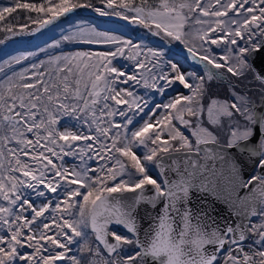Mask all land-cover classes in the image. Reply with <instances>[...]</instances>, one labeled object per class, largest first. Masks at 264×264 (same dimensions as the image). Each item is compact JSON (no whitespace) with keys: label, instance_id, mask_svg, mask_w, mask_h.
<instances>
[{"label":"snow or ice","instance_id":"snow-or-ice-1","mask_svg":"<svg viewBox=\"0 0 264 264\" xmlns=\"http://www.w3.org/2000/svg\"><path fill=\"white\" fill-rule=\"evenodd\" d=\"M79 9L204 71L84 22L0 64V264H264V0H7L0 45Z\"/></svg>","mask_w":264,"mask_h":264},{"label":"rangeland","instance_id":"rangeland-1","mask_svg":"<svg viewBox=\"0 0 264 264\" xmlns=\"http://www.w3.org/2000/svg\"><path fill=\"white\" fill-rule=\"evenodd\" d=\"M71 19H74V18L71 17ZM79 22L92 23L94 25H97L96 23L91 22V21L85 22V21L76 20V19H74V22L70 23L69 25L66 23L61 24L60 22H57V24L51 25L47 29H45L43 33H41V34L39 33L40 35H36V39H37L36 41L42 44L41 45L42 48H47L48 44L54 43L56 40L60 39L63 33H65L69 28L73 27L75 23H79ZM106 26L107 27L99 25L98 27L100 30H112L117 34L123 33V31L121 29H119L118 26L114 25L113 23H106ZM125 37L131 38L134 42H137V43H144L140 37H138V38H135L134 36H125ZM158 44H160V43L158 42ZM150 47L160 49L162 51L165 50V47L163 45H153ZM82 48H84V47L81 46V47H79V49H72L71 45H66V46H64L63 49H49V51L55 52V54H59L62 51L68 52V51H74V50H81ZM24 53H29V51L27 50L26 52H20L19 50H16V51L11 52L10 56L13 57V56H17V55L24 54ZM44 57H45V59H47V55L45 53H44ZM175 63H177L179 66H181L182 70L185 69V66L180 61H175ZM23 66H26V63H24V65H22L20 67H23ZM171 95H172V92L170 91L167 94V98H170Z\"/></svg>","mask_w":264,"mask_h":264},{"label":"trees","instance_id":"trees-1","mask_svg":"<svg viewBox=\"0 0 264 264\" xmlns=\"http://www.w3.org/2000/svg\"><path fill=\"white\" fill-rule=\"evenodd\" d=\"M7 0H0V4L6 3ZM94 22H97L99 25L103 26L104 24L106 25V23H113L121 28L124 29V31L129 30V31H135L136 29H132V28H128L125 27L121 24H119L118 22L115 21H106L103 19H98V18H92ZM97 24V26H99ZM112 28V27H111ZM138 29V28H137ZM137 31L139 32H143L142 29H138ZM2 35V34H0ZM142 36L146 37V38H150L153 39V37H151L150 35H148L146 32L142 33ZM31 49V52L33 53H38V56L34 57H41V55L43 54L42 52H40L41 44H39L36 39H32L31 37L28 38V42L26 43L25 40L23 39H19V37H14L12 39H9L8 41H6L5 44L0 45V61H5L11 58L10 54L13 51L16 50H22V49ZM119 63V62H118ZM155 99H157V96L155 97Z\"/></svg>","mask_w":264,"mask_h":264},{"label":"water","instance_id":"water-1","mask_svg":"<svg viewBox=\"0 0 264 264\" xmlns=\"http://www.w3.org/2000/svg\"><path fill=\"white\" fill-rule=\"evenodd\" d=\"M77 11H84V12L92 13V11H91L90 9H79V10H77ZM109 18H112V19H116V20H118V19L115 18V17H109ZM61 19H64V18H61ZM118 21H120V20H118ZM120 22L125 23L124 21H120ZM261 60H262V58H260V57L257 58L256 63H257V66H258V67H259L260 64H261Z\"/></svg>","mask_w":264,"mask_h":264},{"label":"bare ground","instance_id":"bare-ground-1","mask_svg":"<svg viewBox=\"0 0 264 264\" xmlns=\"http://www.w3.org/2000/svg\"><path fill=\"white\" fill-rule=\"evenodd\" d=\"M64 22L66 23V24H70V23H73L74 22V19H70V20H64ZM86 22V21H85Z\"/></svg>","mask_w":264,"mask_h":264}]
</instances>
